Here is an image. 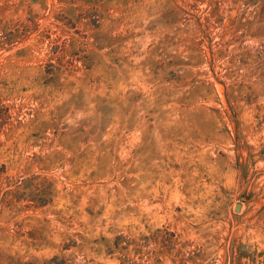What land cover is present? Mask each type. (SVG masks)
<instances>
[{"label":"rangeland","instance_id":"1","mask_svg":"<svg viewBox=\"0 0 264 264\" xmlns=\"http://www.w3.org/2000/svg\"><path fill=\"white\" fill-rule=\"evenodd\" d=\"M0 264H264V0H0Z\"/></svg>","mask_w":264,"mask_h":264},{"label":"water","instance_id":"2","mask_svg":"<svg viewBox=\"0 0 264 264\" xmlns=\"http://www.w3.org/2000/svg\"><path fill=\"white\" fill-rule=\"evenodd\" d=\"M240 207H241V206L238 205L237 208H236V211H239V210H240Z\"/></svg>","mask_w":264,"mask_h":264}]
</instances>
